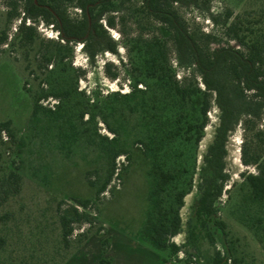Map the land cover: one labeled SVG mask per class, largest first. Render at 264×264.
<instances>
[{
  "label": "rangeland",
  "instance_id": "rangeland-1",
  "mask_svg": "<svg viewBox=\"0 0 264 264\" xmlns=\"http://www.w3.org/2000/svg\"><path fill=\"white\" fill-rule=\"evenodd\" d=\"M12 1L15 0H0V39L4 33L8 37L0 44V122L11 121L17 131L15 138L9 139L6 135L0 138V193L5 190L1 181L11 171L21 176V182L20 190L0 206V214L9 212L12 215L9 225H21L33 232L43 229L50 241L55 242L61 233V203L63 209L75 205L81 212L88 213L91 223L75 224L74 236L97 233L101 228L104 230L91 237L79 250H75L78 238H73L71 246L62 251L67 256L73 254L66 264H100L103 259L110 260L111 264H177L187 257L185 251L193 254L190 246L184 248L187 221L199 196L203 155L214 139L219 110L213 103L207 115L209 123L198 146L177 144L168 150V156L160 158L159 163H166L171 169L188 168L189 174L182 181L188 182L192 178L193 190L185 197V205L181 209L182 232L171 239L182 247V251L173 255L170 250H156L139 239L150 208L154 182L151 175L154 158L142 143L151 128L137 106L139 97L124 99L111 96L117 91L129 92L131 75L139 73L136 52L142 47L140 41L160 35V26L141 10L142 0L124 1L111 14L116 17V27H105L118 43V55L103 52L95 63H91L82 44H63L60 60L53 70L57 74H65V83L72 92L69 107L89 109L96 116L90 121L87 117L83 121L78 118L69 121L67 117L54 118L44 112L32 116L33 102L24 88V79L31 81L33 89H40L39 81L35 79L46 71L41 64V54L56 48L58 33L52 26L40 22L36 24L34 40L28 42L23 39L20 26L24 3L19 2V16L10 21ZM60 1L71 19H81V11L75 7L76 0ZM263 6L264 0H195L189 6H178V10L189 30L201 40L211 36L226 43L227 27L235 21L251 25ZM29 24L33 25V21L27 20ZM230 45H235V42ZM211 47L217 45L212 44ZM168 49L177 76L188 74L191 79L187 83L192 87L199 84L203 89L195 68L177 66L170 41ZM107 63L111 64L109 71L106 70ZM122 63L126 66L121 67ZM51 69L52 66L48 68L49 71ZM119 69L121 75L118 79L109 78V73H116ZM57 103L51 98L41 104L52 108ZM245 150L249 157H264V109L259 118L246 125L239 123L230 135L226 171L231 175V181L226 190L241 182L243 172H254L253 166L247 167L243 163ZM114 151L122 152L110 177ZM106 182L105 192L97 198V191ZM76 200H89L90 205L85 209ZM234 202L235 195L230 201L225 194L219 216L239 238L240 254L255 264H264L260 245L232 217ZM3 225L0 222V227ZM105 238L110 245L107 253L103 252ZM202 244L205 248L210 247L207 241Z\"/></svg>",
  "mask_w": 264,
  "mask_h": 264
},
{
  "label": "trees",
  "instance_id": "trees-1",
  "mask_svg": "<svg viewBox=\"0 0 264 264\" xmlns=\"http://www.w3.org/2000/svg\"><path fill=\"white\" fill-rule=\"evenodd\" d=\"M124 1L76 0L75 7L82 14L81 19L77 20L70 18L60 0H15L10 3V21L19 16V2L24 3L20 26L23 39L33 41L36 24L40 22L52 26L58 33L56 48L41 54V64L46 71L40 74L43 77L38 75L35 79L39 81L40 89H33L31 81L24 79V88L33 102V117L44 112L54 118L67 117L69 121L73 118L83 121L85 117L87 121L95 119V114L89 109L69 107L72 92L65 83V74H57L53 68L60 60L63 44H82L91 63H95L103 52L118 55V43L105 27H116V17L111 14ZM194 2L142 0L141 10L160 26V35L140 41L142 47L136 52L139 73L131 75L129 92L117 91L111 95L124 99L139 97L137 106L151 128L142 143L154 158L151 170L154 182L150 208L139 239L156 250H170L173 255L182 251V247L171 242V239L182 232L181 209L185 205V197L193 190V180L182 181L189 174L185 166L171 169L159 161L162 156H168V150L177 144L199 145L209 123L208 112L214 103L219 110V123L214 139L203 155L199 196L191 207L187 221L184 248L190 246L194 253L185 251L187 257L177 264H255L240 254L239 238L219 213L223 196L227 194L231 201L235 195L232 217L252 234L264 252V157H249L245 150L243 163L247 167L253 166L254 172H243L241 182L226 190L231 181V175L226 171L230 135L239 123L246 125L259 118L264 109V6L251 25L238 21L229 25L226 29L228 40L224 43L211 36L201 40L189 30L178 6H189ZM27 20H32L33 25H27ZM7 40L4 33L0 44ZM169 41L174 47L177 66L195 68L203 89L199 84L194 87L189 85L187 82L191 78L188 74L177 76L169 56ZM231 42H235V45H230ZM212 44L217 47H211ZM105 66L109 71L111 64ZM125 66V63L121 64V67ZM120 75L121 69L108 76L116 80ZM46 87L49 89L46 90ZM51 98L58 101L55 107L47 108L41 104ZM16 131L11 121L0 122V138L5 135L9 139L15 138ZM121 152L114 151L111 155L110 177L116 170L115 162ZM1 182L5 190L0 193V206L20 190L21 176L11 171ZM106 188L107 182L97 191V198ZM76 203L85 209L90 205L89 200H76ZM62 205L59 206L61 233L55 242L50 241L43 229L33 232L21 225H9L12 215L9 212L0 214V222L4 224L0 227V263L66 264L73 254L67 256L62 251L71 246L73 238H78L75 250H79L91 237L104 230L101 228L97 233L86 232L75 237L73 226L90 224L91 217L75 205L65 209ZM203 241H207L210 247L205 248ZM109 246V240L105 238L104 253H107ZM100 264L111 262L103 259Z\"/></svg>",
  "mask_w": 264,
  "mask_h": 264
}]
</instances>
